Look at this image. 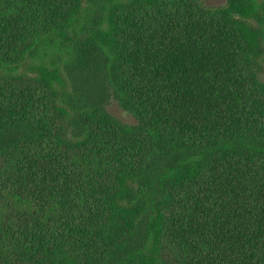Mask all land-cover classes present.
Segmentation results:
<instances>
[{
  "label": "trees",
  "instance_id": "16d2710c",
  "mask_svg": "<svg viewBox=\"0 0 264 264\" xmlns=\"http://www.w3.org/2000/svg\"><path fill=\"white\" fill-rule=\"evenodd\" d=\"M91 3L0 0V264H264V0Z\"/></svg>",
  "mask_w": 264,
  "mask_h": 264
},
{
  "label": "rangeland",
  "instance_id": "374dc122",
  "mask_svg": "<svg viewBox=\"0 0 264 264\" xmlns=\"http://www.w3.org/2000/svg\"><path fill=\"white\" fill-rule=\"evenodd\" d=\"M91 1V13L98 14L102 7L106 6L111 0ZM202 1L206 6L210 7H221L227 3V0ZM258 29L261 31L262 51L264 52V19H261ZM72 52H77L79 55V57L73 56L69 60L70 66L67 72L69 82L74 91L84 101L103 106L119 121L130 125L136 124V119L121 106L118 95L111 85L110 78L105 69L104 56L94 49L91 44L85 45V42L78 46L77 41H75ZM56 61L58 60L56 59Z\"/></svg>",
  "mask_w": 264,
  "mask_h": 264
}]
</instances>
